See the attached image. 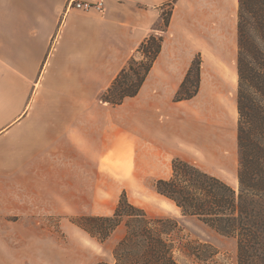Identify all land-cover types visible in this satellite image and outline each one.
I'll return each instance as SVG.
<instances>
[{
  "label": "crops",
  "instance_id": "obj_1",
  "mask_svg": "<svg viewBox=\"0 0 264 264\" xmlns=\"http://www.w3.org/2000/svg\"><path fill=\"white\" fill-rule=\"evenodd\" d=\"M70 1L0 0V181L15 203H29V195L17 201L22 181L46 180L62 202L77 205L71 211L97 216L98 188L107 194L113 186L114 165L131 171L129 181L169 178L195 99L216 74L221 90L237 87L238 0H105L101 13ZM151 35L162 37L161 51L137 95L118 106L102 102ZM195 58L198 93L176 102Z\"/></svg>",
  "mask_w": 264,
  "mask_h": 264
},
{
  "label": "trees",
  "instance_id": "obj_2",
  "mask_svg": "<svg viewBox=\"0 0 264 264\" xmlns=\"http://www.w3.org/2000/svg\"><path fill=\"white\" fill-rule=\"evenodd\" d=\"M253 15L250 36L243 25L244 0H238L236 145L237 188L191 163L174 159L171 175L153 188L183 217L195 218L220 234L236 240V264H264V0H249ZM171 11L162 13L168 26ZM162 37L149 36L136 49L100 100L111 106L137 95L161 51ZM142 61L136 62L135 55ZM199 58H195L174 100L193 98L200 84ZM132 77V78H131ZM72 223L102 244L120 226L125 233L111 251L112 262L98 264H221L212 245L184 242L178 222L170 217H150L121 195L111 216H81Z\"/></svg>",
  "mask_w": 264,
  "mask_h": 264
},
{
  "label": "rangeland",
  "instance_id": "obj_3",
  "mask_svg": "<svg viewBox=\"0 0 264 264\" xmlns=\"http://www.w3.org/2000/svg\"><path fill=\"white\" fill-rule=\"evenodd\" d=\"M244 1L242 22L246 32L255 37L250 3L249 0ZM166 11L164 9V12ZM135 60L142 61V56L135 55ZM220 67L224 71L233 70L230 65ZM213 76L211 87L202 91L192 104V116L186 120L183 135L187 143H178V157L196 163L204 171L237 188L236 83L224 91L218 85L219 74ZM226 109L231 115L227 114ZM166 165L168 166L169 162L162 165V177L168 175ZM113 168V186L107 188V194L98 188V203L94 215L111 216L124 191L128 202L143 209L150 217L175 219L184 242L210 244L218 250V262L236 264L234 238L220 234L195 218L183 217L166 199L156 195L153 188L154 178L129 181L131 171L128 168H118L116 165ZM129 169L132 170L131 166ZM47 184L46 180L27 183L22 181L23 188L20 192L18 190L17 201L29 198V195L33 202L15 203L9 182L0 181V264L112 262L111 251L123 237L124 226L117 228L106 242L98 243L72 223V220L79 216H85L81 211L70 210L71 206L77 205L62 202V198L56 197V189L48 187ZM124 184L127 185L126 188L123 187ZM46 189L45 195L42 194L41 191ZM176 258L181 264L190 262L178 251Z\"/></svg>",
  "mask_w": 264,
  "mask_h": 264
},
{
  "label": "built area",
  "instance_id": "obj_4",
  "mask_svg": "<svg viewBox=\"0 0 264 264\" xmlns=\"http://www.w3.org/2000/svg\"><path fill=\"white\" fill-rule=\"evenodd\" d=\"M67 7H74L75 9L81 11H96L103 12L105 10V0H91V1H83L76 2L70 1Z\"/></svg>",
  "mask_w": 264,
  "mask_h": 264
},
{
  "label": "bare ground",
  "instance_id": "obj_5",
  "mask_svg": "<svg viewBox=\"0 0 264 264\" xmlns=\"http://www.w3.org/2000/svg\"><path fill=\"white\" fill-rule=\"evenodd\" d=\"M234 75H235V73H234ZM225 79V78H224ZM225 85L226 86H229L230 85V83H231V80L229 79V78H227L226 80H225ZM217 87V86H216ZM218 92H219V90H218ZM224 94V93H223ZM226 95V94H225ZM223 96V95H222ZM229 99V98H228ZM226 112H227V114H229V110L228 109H226ZM215 114V113H214ZM223 116V115H222ZM217 119V118H216ZM224 121V120H223ZM235 181V180H234ZM233 182V181H232Z\"/></svg>",
  "mask_w": 264,
  "mask_h": 264
}]
</instances>
